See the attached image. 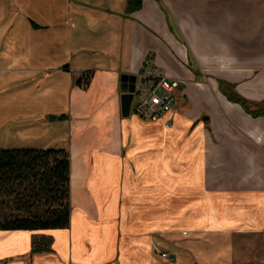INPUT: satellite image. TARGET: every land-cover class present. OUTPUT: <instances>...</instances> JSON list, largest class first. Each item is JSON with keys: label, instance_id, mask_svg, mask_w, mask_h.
Returning a JSON list of instances; mask_svg holds the SVG:
<instances>
[{"label": "crops", "instance_id": "obj_1", "mask_svg": "<svg viewBox=\"0 0 264 264\" xmlns=\"http://www.w3.org/2000/svg\"><path fill=\"white\" fill-rule=\"evenodd\" d=\"M127 4L0 0V149L67 151L72 206L69 229L0 232V264H264V116L219 86L264 112V0ZM150 55L177 110L125 118Z\"/></svg>", "mask_w": 264, "mask_h": 264}, {"label": "trees", "instance_id": "obj_2", "mask_svg": "<svg viewBox=\"0 0 264 264\" xmlns=\"http://www.w3.org/2000/svg\"><path fill=\"white\" fill-rule=\"evenodd\" d=\"M144 0H128L132 14L143 7ZM90 76L77 81L86 88ZM220 90L232 102L252 111L236 87L219 81ZM71 159L58 149H0V232L65 230L71 225ZM51 241L34 239L32 254L49 252Z\"/></svg>", "mask_w": 264, "mask_h": 264}, {"label": "built area", "instance_id": "obj_3", "mask_svg": "<svg viewBox=\"0 0 264 264\" xmlns=\"http://www.w3.org/2000/svg\"><path fill=\"white\" fill-rule=\"evenodd\" d=\"M180 87L179 81L170 80L156 67L150 55L137 79L131 111L144 121H158L177 110Z\"/></svg>", "mask_w": 264, "mask_h": 264}, {"label": "water", "instance_id": "obj_4", "mask_svg": "<svg viewBox=\"0 0 264 264\" xmlns=\"http://www.w3.org/2000/svg\"><path fill=\"white\" fill-rule=\"evenodd\" d=\"M137 79L134 75H123L121 78V105L122 115L125 118L131 114Z\"/></svg>", "mask_w": 264, "mask_h": 264}, {"label": "rangeland", "instance_id": "obj_5", "mask_svg": "<svg viewBox=\"0 0 264 264\" xmlns=\"http://www.w3.org/2000/svg\"><path fill=\"white\" fill-rule=\"evenodd\" d=\"M163 255H166V257H164ZM156 257H157V260L159 262H161V263H158V264H172V263H174V261H176V258H174L172 256H170L172 258V260L169 259V256H168L167 252H163V251L162 252H157Z\"/></svg>", "mask_w": 264, "mask_h": 264}]
</instances>
